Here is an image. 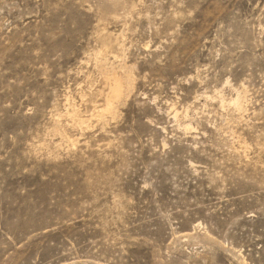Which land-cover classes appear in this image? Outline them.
<instances>
[{
  "label": "rangeland",
  "instance_id": "374dc122",
  "mask_svg": "<svg viewBox=\"0 0 264 264\" xmlns=\"http://www.w3.org/2000/svg\"><path fill=\"white\" fill-rule=\"evenodd\" d=\"M0 264H264V0H0Z\"/></svg>",
  "mask_w": 264,
  "mask_h": 264
},
{
  "label": "bare ground",
  "instance_id": "6f19581e",
  "mask_svg": "<svg viewBox=\"0 0 264 264\" xmlns=\"http://www.w3.org/2000/svg\"><path fill=\"white\" fill-rule=\"evenodd\" d=\"M117 72V71H116ZM117 74V73H116ZM116 74H113L112 76L110 75V77L108 76V78H107V76H106V81H107V87H108V94L106 95V109H105V107H104V111L103 112H100V113H102V117L103 116H105V113L107 112V113H109V114H111L110 112H111V110H112V108H113V105H114V103H116L117 101H119L120 99H121V97L123 96V92L125 91V82H127V81H125L123 78H121L120 76H118V75H116ZM129 76V75H128ZM105 81V82H106ZM129 81H131V80H129ZM128 81V82H129ZM106 84V83H105ZM131 84V83H130ZM129 84V85H130ZM128 85V86H129ZM127 87V86H126ZM238 97V96H237ZM241 100H240V98H238V99H235L234 101H233V105L235 106V108L236 109H238V110H240V108H241V102H240ZM116 107V106H115ZM102 109V108H101ZM101 109H99V110H101ZM98 110V109H97ZM96 110V111H97ZM113 110H114V108H113ZM98 114V113H97ZM77 115V114H76ZM75 115V116H76ZM74 116V117H75ZM104 118V117H103ZM58 119V118H57ZM76 120V119H75ZM80 123H82V121H80ZM79 123V124H80ZM68 139V138H67ZM71 143V142H70Z\"/></svg>",
  "mask_w": 264,
  "mask_h": 264
}]
</instances>
